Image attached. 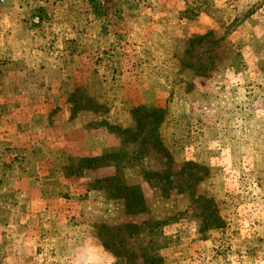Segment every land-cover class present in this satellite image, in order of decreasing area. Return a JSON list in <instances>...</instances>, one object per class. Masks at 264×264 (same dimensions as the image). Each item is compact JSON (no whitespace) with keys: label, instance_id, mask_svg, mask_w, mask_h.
Returning <instances> with one entry per match:
<instances>
[{"label":"rangeland","instance_id":"1","mask_svg":"<svg viewBox=\"0 0 264 264\" xmlns=\"http://www.w3.org/2000/svg\"><path fill=\"white\" fill-rule=\"evenodd\" d=\"M0 264H264V0H0Z\"/></svg>","mask_w":264,"mask_h":264},{"label":"trees","instance_id":"2","mask_svg":"<svg viewBox=\"0 0 264 264\" xmlns=\"http://www.w3.org/2000/svg\"><path fill=\"white\" fill-rule=\"evenodd\" d=\"M161 114V112L159 111ZM139 126H142L139 122ZM129 130H125L124 133H128ZM153 145L158 146V150L162 149L164 150L160 140L158 137H156V140H154ZM117 154H114L113 156H116ZM116 190L119 193V197H121L125 201V205L127 210L129 211H136L139 208H141L142 205H144V195L141 191V189H138V187H122V188H116ZM211 201H209L210 204Z\"/></svg>","mask_w":264,"mask_h":264}]
</instances>
